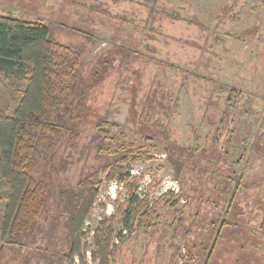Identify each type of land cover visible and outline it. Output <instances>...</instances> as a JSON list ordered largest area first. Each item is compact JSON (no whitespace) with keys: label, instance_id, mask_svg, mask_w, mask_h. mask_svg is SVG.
<instances>
[{"label":"rangeland","instance_id":"obj_1","mask_svg":"<svg viewBox=\"0 0 264 264\" xmlns=\"http://www.w3.org/2000/svg\"><path fill=\"white\" fill-rule=\"evenodd\" d=\"M0 15L41 20L49 38L78 51L83 90L78 135L61 131L36 159L47 210L29 236L0 247V264H57L69 243L59 191L127 148L150 155L126 164L148 213L111 264H203L221 219L228 224L206 264H264V0H0ZM23 86L0 74V107L9 111ZM99 177L84 222L91 229L128 193L124 182ZM113 226L122 230L119 216ZM85 242V264H97L91 233Z\"/></svg>","mask_w":264,"mask_h":264},{"label":"trees","instance_id":"obj_2","mask_svg":"<svg viewBox=\"0 0 264 264\" xmlns=\"http://www.w3.org/2000/svg\"><path fill=\"white\" fill-rule=\"evenodd\" d=\"M80 64V53L67 44L49 38L48 26L41 20L0 15V74L18 77L24 82L13 107L9 111L0 107V179L5 184V191L0 197L3 201L0 247L15 243L17 236H29L37 220L47 210L49 184L35 176L34 167L41 150L52 149L55 135L61 131L69 132L71 138L78 135L73 125L81 119L83 111V90L78 91L77 84ZM232 90H229V94H232ZM77 94L78 98L82 97L77 103L69 101V97ZM230 99L231 96H226V107ZM101 125L97 124L98 138L105 140L107 133ZM213 142L216 144L217 140ZM131 153L130 148L114 152L109 162L80 179L75 189L59 191L58 204L62 210H58V214L60 211L65 213L69 243L57 264L63 261L74 264L75 256L79 264H85L83 253L87 251L84 249L85 238L89 233L92 238V259L97 260V264H111L118 244L133 232L138 217L140 221L148 213V210L140 213L145 209L147 199L139 200L135 194L137 178L129 174L126 164L129 155L131 159L150 155L146 152ZM101 174L108 182H124L128 193L122 203L117 196L113 200V213L98 220L91 229L84 227V222L100 195ZM239 183L240 175L235 179L224 214L230 211ZM118 216L123 226L116 233L113 222ZM227 224L225 219H221L203 264H206L221 229ZM260 227L264 229V215Z\"/></svg>","mask_w":264,"mask_h":264},{"label":"crops","instance_id":"obj_3","mask_svg":"<svg viewBox=\"0 0 264 264\" xmlns=\"http://www.w3.org/2000/svg\"><path fill=\"white\" fill-rule=\"evenodd\" d=\"M1 191H3V192L5 191V185H3ZM3 192H1L0 195H2Z\"/></svg>","mask_w":264,"mask_h":264}]
</instances>
